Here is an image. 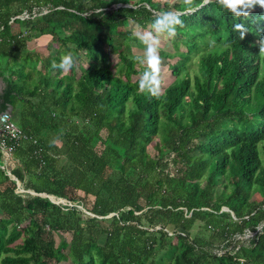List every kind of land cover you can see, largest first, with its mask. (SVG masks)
<instances>
[{"label": "trees", "instance_id": "16d2710c", "mask_svg": "<svg viewBox=\"0 0 264 264\" xmlns=\"http://www.w3.org/2000/svg\"><path fill=\"white\" fill-rule=\"evenodd\" d=\"M164 10L184 24L161 37L172 79L152 96L132 29ZM0 37V111L35 140L0 151V264H264V9L0 0Z\"/></svg>", "mask_w": 264, "mask_h": 264}, {"label": "clouds", "instance_id": "9594fccd", "mask_svg": "<svg viewBox=\"0 0 264 264\" xmlns=\"http://www.w3.org/2000/svg\"><path fill=\"white\" fill-rule=\"evenodd\" d=\"M183 3L188 8H191L194 0H183ZM217 3L236 18L249 17L257 6L264 9V0H217ZM181 14L174 10L161 11L155 17L150 30L136 32V37L145 45L143 56L135 57L138 63L146 66L138 80V90L141 93H147L152 96L160 94L162 83V60L159 55L161 37L166 35L168 38H174L177 35V27H182L184 24L180 18ZM233 30L239 33V39H243L248 32L244 23H234ZM75 64L76 56L69 51L61 56L59 63L54 62L53 67L69 71Z\"/></svg>", "mask_w": 264, "mask_h": 264}, {"label": "built area", "instance_id": "2783aa9c", "mask_svg": "<svg viewBox=\"0 0 264 264\" xmlns=\"http://www.w3.org/2000/svg\"><path fill=\"white\" fill-rule=\"evenodd\" d=\"M34 11V9H33ZM46 12V10H42L41 13ZM14 17H18L20 19L27 18L28 14L26 12H22L19 15ZM14 17H10L9 21H11ZM1 39V37H0ZM6 41H9L6 38ZM29 140L31 143H34L35 140L29 136L24 134L11 120L9 110L0 111V151L2 154L8 158L10 154L20 145L22 141ZM34 154L39 155V148L34 150ZM63 202L62 199H57L54 201Z\"/></svg>", "mask_w": 264, "mask_h": 264}, {"label": "rangeland", "instance_id": "374dc122", "mask_svg": "<svg viewBox=\"0 0 264 264\" xmlns=\"http://www.w3.org/2000/svg\"><path fill=\"white\" fill-rule=\"evenodd\" d=\"M132 1L133 0H131V2ZM137 31H143V30H140V29H138L136 27H133L132 32L134 34H136ZM30 36H31V38L26 41L25 46L27 48H33V47L34 48H38L39 50L45 52V48L44 47H45L46 43H48L49 36H47V35H38V34H36L34 32H31ZM161 46H162V42H161ZM131 52L133 54H135L136 56H141L142 57L143 54H144V48H134V47H132L131 48ZM110 58H111L112 62L116 61V56L114 54L110 55ZM161 60H162V64H161V81H162L161 87H163L172 79V77L170 75L169 70L166 67V60L163 59V58H161ZM171 61H174V59H172ZM137 76H139V75L133 76V78H135ZM263 196H264L263 189H261L260 187H257L253 191V193L251 195V199H253L254 201H258L259 202L263 198ZM199 224H201V223L200 222L193 223L189 231L191 233H194L196 231L199 233V231H201V228L198 227ZM204 232H205L204 234L207 233V231H204ZM250 235L251 234H249V233L245 234V236H250ZM61 264H66V263L62 262Z\"/></svg>", "mask_w": 264, "mask_h": 264}, {"label": "water", "instance_id": "95a60500", "mask_svg": "<svg viewBox=\"0 0 264 264\" xmlns=\"http://www.w3.org/2000/svg\"><path fill=\"white\" fill-rule=\"evenodd\" d=\"M0 91H1V84H0ZM110 214H112V213H110Z\"/></svg>", "mask_w": 264, "mask_h": 264}]
</instances>
